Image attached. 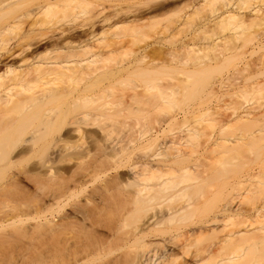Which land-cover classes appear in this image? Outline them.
Returning a JSON list of instances; mask_svg holds the SVG:
<instances>
[{
    "label": "bare ground",
    "instance_id": "obj_1",
    "mask_svg": "<svg viewBox=\"0 0 264 264\" xmlns=\"http://www.w3.org/2000/svg\"><path fill=\"white\" fill-rule=\"evenodd\" d=\"M11 1L10 0L0 1V11L2 12L0 15L2 17L0 18L3 19V15L6 16L4 17L3 20L0 19V173H1L0 178L5 177L7 172L3 173L5 175H3L2 172L7 171L6 169L9 170L11 169V167L12 169L14 167L16 170H18L19 167L21 168L18 170V172H13L10 176H9L10 173H7L8 176L6 175V177L8 179L6 180V178H4V180L6 181H4L3 183L0 182V223L3 222L2 226L1 225L0 226L2 227L1 228L2 230L4 227L3 226L4 221H6V219L9 218L7 217V215H9L10 213L13 215H16L15 213H17L18 215L20 213V210L22 211V209L25 207L26 204L28 203L31 204L33 201H35L36 198L34 196L39 194L38 193L39 190L41 191L40 192L41 194L42 192L44 193L46 190H48L46 192L50 194V200H51V204L48 203L51 207L48 209L52 211L51 212L52 216L50 217H53V218L44 219V220L40 219L41 221H36L33 225L31 226L28 225V227H24L25 225H21L20 223L22 221L21 222L19 221L20 223L12 222V225L13 223L17 225L19 223L21 227L20 225L19 226L11 225L12 226V227L10 226L11 229H8V230L3 229V231L1 232L3 233L2 234L3 236H0V264H5L6 262L7 263L11 262V264L12 263L13 264H166V262H168V264H172V262L171 263L169 262L170 260H174V259L177 260L179 258H184L183 256L185 255L187 257L189 256L190 261L189 259H187L188 261L186 260L187 258L186 256H185L186 257L185 260L182 259L184 261V262L182 261L183 263L181 262V260L180 261L177 260V261L181 262V264H198V262L199 263L202 262V264H204L206 260L212 257H215L217 254L221 255L223 252L225 253V256H223L224 254L221 255V257L222 256L223 257L220 258L221 260H219V264H264V213H263L264 212V202H262L263 203L262 205L260 204L261 200L264 199L263 198L264 196L260 197V195H258V197L257 195L255 196L253 195L254 201L260 199V201L258 200L259 202L258 201L257 202L259 203V206L261 205V207H259V210L262 213L261 214L259 212L258 213L260 215L263 214V216L259 215L260 219L263 218L259 226L255 227L256 226L255 223L257 221L255 220V222L252 221L255 224V226L251 225V227H255V228L243 227L244 229H242L241 228L242 226H241L239 227L240 230L236 231L233 228L235 231L227 232L228 234H226L225 238H224L225 235L220 236V238H223V239L221 240L220 238H218L221 240L218 246L220 247V249H223V248L226 249L224 246L227 247V250H224L223 252L221 251V254H220L218 253L219 251L217 250L219 247H217V245L214 244L215 236L213 235L212 237H209L212 231H213L212 232L213 234L215 233L214 232L215 228H213L212 231H210L211 228L210 230L209 229L207 230L206 228L208 227H205L206 225L210 226L212 223L209 224V222L214 218L213 217L212 219L208 218L209 221L208 219L202 218V220L204 219L205 221V222L203 221L205 223L204 224L205 226L202 225V227L200 228L198 227L200 230H196L195 228L192 227L194 229L193 232L195 230H196L195 232L201 231V228L204 230V227H205V230L207 231L206 235L203 234L206 231L204 230L205 231L204 232L202 230V234H200L199 236L205 235V238L209 237L211 239L210 240L211 243L213 242L214 247L216 245L217 249L214 248L215 249L214 254L211 253L212 249H210L211 248V245H209L210 241L208 242L206 241V244L204 242L202 243L204 245V246L202 245V247L201 245L197 243L198 248H196V244H195V250L194 252L192 251V249H194V246H192L194 245L193 241L196 238L197 233H193L196 235L195 236L193 234H189L190 233L189 230H188L189 233L188 231H186L187 232L186 233L184 229L187 226H190L191 224L193 225L194 223L193 222L194 214L192 213V211L194 212L195 210L193 208L195 207V204L194 203L191 204V207H190L191 211H190L189 209H187L189 208L188 206H190V203L188 202L189 203L188 204L186 202V205H184L185 204L184 200L187 201L189 199V198L188 199L186 198L187 194L186 195L184 194L185 196L184 195L181 196L180 194L184 193L183 192L185 191L184 188H186L185 192H187V188H189L191 190L188 189L189 196L187 195V197H191L193 195L196 196L197 194L196 192H198L199 194V191L204 190L206 186L205 183H203V186H202L203 188L199 187L201 189L200 190L197 189L198 183L200 182L201 184L203 182L201 178L204 177L205 180L207 179L209 183V179L211 180L212 178L211 177L212 173L209 171V169L208 170L206 169L208 171V173H204L206 174V176H202L204 175L202 174L200 177L197 178L195 182H198V183L197 185L194 184L196 185L194 189L198 191L195 190V193H194L193 192L194 190H192L194 185L193 184H190L191 186L188 185L186 181L187 179L186 178L182 179L183 177H186V175L183 176V175H180L181 173H179L182 171V168L184 169V174L187 171L186 169L188 170L191 169L187 167L189 165L183 166L184 162L185 164H190V163H187V161L192 162L191 160H189L191 159L188 157L190 156L189 153H186V152H189L190 150L183 151V152L186 151L185 153L187 155L183 152L182 153L176 152L172 154L171 157L169 156V158L163 155V157L164 156L165 157L162 159L159 158L161 159V161L157 163L156 161H154L155 159L158 160V158H155L157 157L155 156L157 155L156 153L155 155L152 154L155 156L154 157L155 159L153 160V162L150 159L147 160V156H148L147 155L144 159L145 161L146 160L151 161V163H148L146 161L147 163L143 164L145 162L144 161L142 162L143 166H141V163H139V166H141V168L139 167L137 170H133L132 167H130L128 163L129 170L131 168V171H128L130 173H129V176L124 180L125 182L124 181L121 182L120 181L121 179H119L116 174V178H118L117 180H112L110 184L108 183L109 181L105 182L106 184L104 183L105 184L103 185L104 187L103 186L98 187L100 189L101 188L106 189L105 191L108 192V189L110 188L117 189V186L121 185L123 182L126 184V186H123L122 184L121 185L122 189L123 187L126 188L128 185L130 188V185H131L130 191L127 190V193H130V194H127V197H126L127 202L124 204V205H127L129 203L131 204V206L130 204L127 205L128 206L127 209L129 208V206L132 207L133 209L131 208L128 211L125 210L126 206L123 205V202L125 201L124 197L126 196V192H125V195L123 196L125 189L124 191L122 190L123 193H121V190L119 191V190L110 189L111 191L114 190L115 192L119 191L120 193L119 192L118 193L120 194L119 195L120 198L122 199L123 197V200L119 201L122 205L120 203H119L120 204L119 206H118V203L117 204L115 203L113 205V202H115V200H113L112 198L116 197V199L118 200L120 198L119 196L117 197L118 195L117 193H116V196L114 193V196L112 195L113 196L112 197L111 194L113 193V191L112 193H108V195L110 194L108 197L113 200V202L110 204L114 206V208H112L114 211L113 210L110 211L111 208L109 206H108L109 208H104L105 207L104 204L106 202H102L104 203L102 204L104 207L99 206L97 204V206H99V209L102 208L101 210L103 212L106 211L107 214H104L103 212H101V210H99L98 207L96 208V205L93 206L96 203L94 202L96 200L91 199V196L94 198V196H96L98 191L99 193L102 192V195L99 194L100 199L103 198L102 197L104 196L103 190H100L97 188L98 190L97 191L95 188L96 190L95 193L92 192L93 190L92 191L90 190V192L95 194L94 196L92 194L88 196L90 193L86 195V197H90V201L94 200L92 202L93 205L91 204L92 205L91 208L88 206V204L90 205L91 202L90 201L88 202L87 200L88 198H84L85 195L84 197L82 196L83 197L82 199H85V201L87 202L86 203L87 208H88L87 209L85 206L86 204L84 203L85 201L82 200L81 202V198H79L80 200L77 198L79 197L78 195L82 194V192L84 193L83 190L85 188L81 189L82 192L80 194H78L77 189L75 190V185L78 184V187H79V184L81 186V183L83 184V182H85V181L82 182L81 180H79L82 177L80 176L79 179H77V177L73 175L76 178V179L74 178L75 180H79L78 182L81 181L80 183L77 182V184H75L76 183L75 180L71 179L73 178L72 175L71 176L68 175L69 178L67 176L64 177L63 174L65 173L63 170H62L63 174L61 175V171H59L60 170L59 166H58L59 170L58 169L55 170V168H58L56 165H58L59 163H62L69 156L71 157L73 155L72 154L67 157L65 156L71 153V152L70 153L66 152L65 154V150L70 151V148L73 147L71 145L70 147L67 146L69 145L67 144V142L69 143L71 142L68 140L69 138H66L67 139L66 140L64 138L65 137L64 135H63L64 136L63 138L61 137L62 135L61 130L62 129L64 130L63 128L64 126L67 127V125L65 124L67 123L68 125H71V123L73 124L72 128L74 131L73 134L75 133L74 134L75 139H77L76 142L79 143L80 141L81 145L80 144L79 145L80 146L84 145V142L82 141L81 138L85 140L87 136V134L84 135V133L86 132L85 127H84L86 124V123L84 124L85 116H87L86 107L91 106L89 104L92 101H96L97 97L105 98L106 95L104 96L103 94H108L110 91L113 92L111 87H112V84H114V82L118 83V82L123 81L124 83V81L127 80L125 82L126 84L129 85L131 83V85L133 86L129 85V87H131V91L130 90L129 91L131 93L133 90V92L132 94L129 93V95L132 97L131 98L129 96L130 99L133 100L134 98H136L134 99V101L139 100V102L141 104L143 103V105L144 103L149 104V100H150V103L153 102L152 100H154L156 97L157 100H155V102H153L152 105H155L154 103H156V105L157 103H159L160 105H157L158 107H156L155 105V108H159L160 106V109H158L160 110V112L165 107L167 109L168 103L171 104L174 102L173 100L176 99L175 95L178 93V91H176L174 88H170V91L169 90L166 91L158 87L157 83L155 82V80H157L158 78H161L160 74H163V75L165 74L164 75L165 77L166 75H168L167 73L172 74L176 70V68H172L168 66H167L168 68L170 69L172 68L171 70L173 72L171 70L170 72L168 68L166 69L162 68L164 67V65L162 63H159L161 62L159 59L157 60L155 58V60H157L156 63L160 64L162 67L152 62L154 61L152 60L154 59L153 56H151L152 53L155 55L156 51L157 52L160 51L163 54L167 51L165 48L164 50L166 51H163L162 46L164 45H160L162 44V42H159V45L155 46L156 49L155 47L154 49L150 47L151 46L150 44L147 45L148 43H146V45L145 44L141 45L142 47L140 46L139 47L140 49L138 48L136 52L137 55L135 54L136 56L134 58L126 62L119 61L113 66H111L109 69L105 71H101L102 63L105 60L106 61L109 59L111 60L112 57H114L115 55L123 51V49H125L126 44H128L127 42L133 41L130 38L134 36L137 37L138 32L139 34H140V31L142 33L146 32L143 30H145L147 27L151 28V26H154L152 24L154 19L157 18L158 21L157 19L155 21L156 23H158L159 20H161L159 19L161 16L162 17L165 16L166 20L168 18L169 21L167 22L171 24V25L169 24L167 25L168 29L171 26L172 27L171 29L175 30L176 32V33L174 32L175 34L177 33L180 34V32L185 33L187 29L189 28L192 29L191 30L192 32H190V34L187 35L181 41V48L184 50L185 54H187V56H190L191 59H192V56L194 55L193 63L187 66L190 68L185 67L186 69H184L183 74L185 75L186 80L188 81L190 79H191L190 81L196 80V82H199L201 84L196 90L198 91L199 88L202 89L204 87L203 86L204 83H201L202 81L206 83V81H208L207 79L213 73L215 72L218 73V70L220 71V68H222L224 64L227 65V62H232V61H227L228 60L227 57L222 56L223 60L217 59L218 60L217 62L220 61L219 62L220 64L217 63L218 65L217 64L215 65L214 64L215 62L213 60L216 59V56H217L216 54L214 57L212 55V57L210 58V60L213 61L214 63L207 62L205 64V62H203L205 64L203 65L201 64L202 61H199L201 58L196 56V55H199L198 51L206 50V51H210L211 53H213L216 50L218 51L219 48L227 47V36L223 38L222 42L211 39L214 28L218 27V28H221L223 31H225L227 30V26L231 24H234V26H238L240 23L243 22L242 19H243L244 14L242 11H240L242 8L247 7L251 11L252 14H255L256 18L260 16H264V10H263L264 8L251 7L250 5L251 0H234V1L233 0H141L139 3H137V1L134 0V2L132 3H137L134 5L131 4L130 2L133 0H130V1L128 0L129 3L127 2V4L129 6H127V4L125 5L127 7H124L123 4H122L123 6H121L120 3L119 4L115 3V5L111 4L110 5L111 10L107 8V11L108 12L110 11L107 14V11H105L106 7L101 3L100 0H40L37 2L31 1L32 3L27 0L30 4L28 2L26 3L25 2L26 0L24 1L23 0H11ZM237 7H238V10H237ZM17 9H19V12ZM15 11H17L18 13ZM13 12L16 14H14ZM80 12H83V15H86V13H88L85 20L84 21L82 20L83 22L77 19L79 17L77 15ZM10 13H12L11 16H10ZM199 15H202V17H199ZM49 16L60 17L59 19L60 21L58 25H52L53 27L48 28L49 30H47L46 29L47 25H44L46 28L42 27L43 26L42 21L44 20V23H47V21H45V18H48ZM69 17L70 18L73 17V19L76 17L78 22L76 19H75L76 21L75 20L73 21L72 18L64 21L65 18H69ZM197 17L198 19H196ZM213 17H215V19ZM49 18L51 19V17ZM62 20L63 22L60 23ZM194 20H196V22L198 20L199 21L201 20V21L200 22L198 21L199 23L193 26L195 24ZM192 21H193V24H192ZM56 23L58 22H54V24ZM39 24H41L42 26H39ZM150 24L152 25L150 26ZM42 28L43 29L45 28L46 30L43 31L41 30ZM124 30L128 31L127 32L128 34L126 32H123L124 34L126 33L127 36H125L121 32ZM120 32L122 33V35H119ZM239 36L243 39V44L249 43L251 45L252 44L255 45L256 43H258V44H261L262 47H264V42L260 41L261 35L259 34L253 35L252 33L251 34L250 33H247V34L240 33ZM125 37H127V39ZM138 37L136 38V41ZM159 39L161 40V38ZM196 39L200 42L202 40L203 41L208 40V42L206 44H203V47L198 48L197 49L198 51H196L194 50ZM156 40L158 41V38ZM168 52L169 51H167V53ZM171 52L174 53L177 51L171 50L170 53H168L169 55L171 54L170 57L173 56V53ZM210 52L209 54H211ZM159 53L156 55H162L161 53L160 54ZM173 57L171 59H173ZM195 58L196 59L199 58V59L196 61ZM187 60L188 58H186L183 61L182 60L180 61L182 62V64L185 65V64H188ZM154 64H156L160 68ZM100 79L102 80L99 81ZM105 79L109 80L110 83L108 82V84H110L111 86H109L108 84H105V85L103 84V86L97 87L98 83H100L101 85L102 81H104ZM136 79H140V81L138 80L139 83L140 82L142 83V81H144V83H146L144 85L146 89L143 88V84H142L143 90H141V87H140L141 85L137 84L138 81L136 82ZM223 79L224 78H222V80L219 81L220 86L224 85ZM95 87H97L96 88L97 90L103 87L102 88L103 93L98 92L100 90L98 91L95 90ZM107 87H109L110 89ZM151 88H155L158 91L157 92L155 90L156 96L154 95L155 97L153 98H152L153 95L147 94L149 92V91L147 92V90H150ZM187 88H184V90L185 89L187 90ZM186 90L184 91L185 93L187 92ZM189 91H194V90L188 89V92ZM111 93H109L108 95H110ZM193 93H195V91ZM193 93L191 94L195 96V94ZM182 94L184 93L182 92ZM158 95L162 98H166L164 100L167 106H163V104H161L162 100L158 101L160 98L158 97ZM147 96L149 97V99H146ZM144 97L146 100L142 99ZM150 98H152V100ZM177 100L178 98L176 99V101ZM57 103L65 107L64 108L57 107L56 106ZM102 103H103L102 105L104 106H100V107H102V110H104L105 108L103 109V107H105L107 103L106 102H102ZM140 103H137V104L140 105ZM119 104H122V103L120 102ZM129 106L132 107L131 105ZM170 106H173V105H170ZM97 107L100 109L98 105ZM124 107H123V110L124 109H126L127 111L130 110L129 108L127 109ZM57 108L61 109V112H59L60 109L58 110L59 115L57 114L58 113ZM134 109L132 108L131 110H134ZM139 109L140 108L138 107L136 110H139ZM73 112L75 113V115L73 114ZM69 113L73 114V116H71L73 119L72 121L70 119L69 120L70 122L68 121L66 123V121L68 120V119L66 120V118L68 117L67 115ZM71 114H69L68 118H71L70 117ZM250 114L252 115L253 113H250ZM168 115H166V117ZM170 115L167 120L165 118V123L163 120L161 124L164 123L165 126L168 128V130H173L178 125V124L176 125L174 124L177 118L175 119L173 117L175 114L172 116ZM248 115L249 113H247L246 116H240L238 120L242 122H248L247 124L249 123L251 124L254 121L255 123L256 121L259 122V120L264 119V109L261 112H259L258 115L256 113V116H254L255 114L252 116L251 115L248 116ZM177 121H179L180 123V120H177ZM181 122L183 123L182 120ZM161 124L160 126L162 127ZM183 124L180 123V125L182 126ZM247 124H244V125H247ZM180 125H178L179 128H180ZM165 126L163 127L165 128ZM83 127H84V131H83ZM247 127L248 128H245V133L247 132L249 135L250 133L253 134V131L249 130L251 129V126H247ZM203 128L202 130L201 128H199V130L203 131ZM168 130H165L164 132ZM149 131H152V128ZM154 132H151V134ZM156 133L159 134V132H156ZM200 133L204 134L205 129H204V133L203 132H200ZM145 134H147L146 131H144V135ZM144 135H140L141 138L136 136L138 142L139 141L141 142H139L138 146H136L138 148L134 147L135 150L139 149V147H142L140 149L143 152L144 150L143 147L147 149V148L153 147V145L155 144L154 147L155 148L158 147L159 149V147L162 146L161 144H159V146L158 145L156 146L155 142L157 141V137H159L158 135L156 134H153V135L147 134L149 136H146V135L144 136ZM70 136H71V133H70ZM247 136L248 135H246V137ZM252 136L253 135H250L247 137L251 141L248 140L250 143H248V141L246 143H247V147H248V144L249 145L251 143L253 144V145L251 144L252 147L251 146L248 147V148H252V150L250 149L248 150L247 148V151L249 152L251 151L250 153H252L254 157V154L256 153H257L256 156L260 154V152L264 153L262 149L264 148V146L262 145L261 146L262 148H261L259 146L261 145V143L258 142L259 140L254 141L255 139ZM91 137L93 138V136ZM78 139L80 140L78 141ZM159 139L160 138H158V140ZM94 142L96 143L95 140ZM159 142L160 140L157 143ZM253 142H258L259 145H257V143L255 144L257 148L259 147L262 150H260L259 148L257 149ZM217 144L223 147L227 146L225 142L219 141L217 142ZM106 146L104 144H101L98 147L99 149L102 148L101 149L102 151L103 150H106V151L101 152V150L97 149L100 152H97L95 155H91L92 153L90 152V155H89V156L95 157L97 154L99 155V153H101L99 156L103 155L101 157H104L103 159L104 161L103 160L100 161L94 157H92L93 159L91 157H88L89 159L91 158L93 161L94 159H97L94 162H92L90 159L89 165H88V162H87L89 160L88 158L82 157L81 156L82 153L81 155L79 154V157H78V154H76L77 159L75 160V157H74V160H75V163L77 164H74V165L77 166L78 172L76 170V172L74 171L73 173L74 174L76 173L77 175H79L78 174L79 171L81 172L80 169H82L83 172H86L87 168L89 167L90 169L88 168L87 174H90V175L91 173L95 174L94 171H98L100 169L101 171L104 170L103 167L104 165H106L105 163H107L106 165L107 167H104L105 169L107 168L106 171L109 170L108 166L110 167V171L112 169L118 170V169H123L124 167H127L125 163H127L126 161L128 159L130 160L129 156L131 157L130 153L132 151L134 153L135 151L134 148L133 147L131 148L132 149L131 152L130 150H127L124 148L126 151L130 152V153L126 152L125 154L123 151V147H122L121 152H122V155L123 153L124 155L121 156L120 154L119 157L121 158H117L118 159L117 160L116 157L119 155V152H117V149L120 150L121 148L119 149V147L121 146H117L118 147V148L116 147L117 149L113 147L114 150L112 149L111 145H110L111 148L109 145H106ZM103 147H106V148L104 149ZM111 150L114 152H111ZM254 150L256 151V153H254L255 152ZM78 151H81V150H78ZM89 151L91 150L89 149ZM162 152L163 151H161V153ZM83 153H87V152H83ZM133 153L132 155H134ZM161 153H159V155H161ZM87 154H89V152ZM141 154L140 156L144 157L145 152ZM190 154H192V152ZM262 154L259 155L260 158L258 157L253 158L251 155L250 157H252L255 161H252L253 159L250 157L249 158L251 160L248 159V161L249 162L252 161L250 162L251 164L255 162H257L258 164V161L262 159L261 158ZM114 155L115 156L117 155V156L115 157ZM99 156H96V157L99 158ZM140 156L138 155V157ZM142 157L140 159L144 160ZM152 157H149V158L152 159ZM69 158L67 161L71 162L72 160L71 158H73V156L70 159ZM113 158L116 159L114 160L115 162L111 161L113 160ZM166 158L167 160H169V163L167 162ZM33 159H35V161H33V163L31 164L32 166L27 167L26 165L28 164L26 163L30 162V160L32 161ZM107 159H109L111 163L113 162L112 165L109 162V160L108 162H105L107 161ZM67 161H64V163ZM166 162H167V166H166ZM262 162H264V157H263ZM23 163H25L26 165ZM170 163L173 165L175 164L174 166L176 167L179 164H181L179 165L180 167L182 166L181 170L180 171L178 170V172H175L177 171V169H179V166L177 169H175V167L172 165L175 171H173L174 169L171 168L169 174H164L167 170V167L168 168L170 167L171 165ZM250 163L246 161L244 165L245 164L250 165ZM21 165L22 166L25 165L26 168L22 169ZM134 165L132 164V166ZM247 165H245L244 167L246 168ZM98 166H101V167L103 166V167L102 168L99 167L98 170L95 169ZM251 166H252L251 168H253L254 170L255 166L253 165ZM260 166H262V168L264 169L263 164ZM92 167H94L95 170ZM249 167L250 166H248L247 169H249ZM257 167L259 166L257 165ZM259 168L263 170L261 167ZM92 169L93 171L91 172ZM258 169L257 171L264 175V172L263 171L260 172L261 170H258ZM11 170H9V172ZM251 170L252 169L247 171V173L250 172ZM21 171L24 172L23 175L25 174V176L29 174L31 178L30 177H27V178L28 179L30 178L33 181L32 182L33 185H35V186H31V187H34V189L32 188L34 190L32 192H35V194L32 195L35 200L33 198H32L33 200L29 198L32 200V202H29L30 201L29 199H28L29 201H27V198H28L27 195L26 197H24V195L27 194L26 192L24 195L22 193V190H24V188H22L23 184H21L22 183L21 180L23 181L22 179L23 175L21 176ZM89 171L90 173H88ZM172 171L173 173L171 174ZM188 172L190 173V171ZM204 172L206 171L204 170ZM174 173H176L177 175L178 174L180 175V180L175 175L173 176ZM148 174H151L152 177L154 176L155 180H153L152 182H149V180H151L152 177H150ZM255 174H257L256 171L254 173V176L256 177ZM165 175H170V176H166L168 178H165ZM189 175L190 174H188V177L190 178ZM247 175H248L247 178L250 176L249 177L250 179H254V178H251L253 175L252 172H250V175L249 173ZM85 176L87 177L88 175H85ZM119 177L121 178V176ZM181 179L182 181L183 180L186 181L184 182L187 185L184 182H182V184H185L184 186L186 187H184L181 184L180 182ZM71 181L72 183L74 182L73 185H71L70 183ZM189 181H191V183L193 182L192 180H189ZM262 182L261 184H264ZM178 183H180L181 186ZM208 183L206 182L207 186H208ZM176 186H178V188ZM82 187L84 186H81L78 189ZM180 187H183V188H180ZM174 188H176L177 190L175 191ZM118 189H121V187ZM49 190L51 193L49 192ZM81 190H79V192ZM167 190L168 191L170 190V192L173 190L174 192H171L172 195H170V192L166 194ZM189 191H191V193H189ZM107 192H105V195H107L106 194ZM166 195H169V197L171 196V198H169ZM172 196L175 198H173ZM176 197H179L177 198L178 200H176ZM180 197H185V198H183L184 199L183 200ZM171 199L174 200V202L175 201H178V202L174 203ZM24 200L27 201V203ZM112 200L110 201L107 200V201L111 202ZM118 200L116 201L118 202ZM161 201H165V202L162 203ZM80 202L82 204L84 203L85 205H81ZM98 202H101V200L97 201V203ZM34 203L35 202H33V206L35 205ZM164 203L166 206H169L171 204L173 207L172 206L170 207L173 209H170V208L169 209L172 211H168L167 209L168 212L164 211L165 213H163L162 210L163 209L165 210L167 207H163L162 210L158 209V207H160V205ZM177 203H180L181 205H184V206H181L179 204V207L177 208L178 206L176 205ZM174 204L176 207L174 206ZM257 204L255 205V208L258 206ZM31 206L32 204L29 206L26 205V207H29V209H31L30 208ZM115 207H119V209H116ZM255 208L253 207V209ZM104 209L106 210L104 211ZM130 210L131 211L133 210L136 213L134 214V212L132 211L133 214L136 215V217L134 216L135 221L132 220L133 217H130L132 218L131 221H133L134 224H132L133 226L131 224H126L127 225L126 226L125 225L126 221L127 223L131 222V221H128V219H130L129 216H128V219L126 220V217ZM158 211L160 214L158 213ZM183 211L186 213L185 214L186 216L184 215ZM161 212L163 213L162 216H161ZM187 212L189 213L188 217H191V215L193 214L191 218L192 221L182 223V220L185 222V220L187 221L190 219L187 217V214H188ZM256 213H257V208L255 210V214ZM183 217H186V218L183 219ZM248 217L249 216H246L244 218V216H242L245 223ZM175 218H176V221L174 223V226L176 224L177 225L179 224V225L175 227L172 226L174 227L172 230H175V231L177 230V233H181V232L183 233L184 231V233L186 234L184 235L183 233L182 235L181 233V237L180 235H177V236L174 235V234H177L175 231H174V234H172L171 232L172 227L168 223V221L171 222V220ZM242 218H240L241 221L240 220L238 221L239 223L237 222L236 224L237 226L241 222L244 223ZM124 220H126L125 223H124ZM216 220L217 219H215V221ZM248 220H251V219L249 218ZM8 221H6V224L8 225L5 224L7 228L9 226ZM165 222L166 224L168 223V227L170 226L171 231H169L168 227H165L167 226L164 224ZM180 223H181V227L183 226L185 227L186 225V227L185 228L183 227L184 229H182L181 231L178 230L180 229L179 227ZM188 223L189 224L191 223V224L189 225ZM199 223L197 222V224ZM195 224L196 222L194 223V225ZM201 224L203 223H200L199 225ZM161 225L163 227H161ZM248 225H245V226H248ZM123 226L127 227V229L129 227L130 229L126 230ZM190 227L189 228L187 227V228L191 230ZM198 233H201V232H198ZM166 234H168V236H166ZM173 235H174V238L180 237V239L179 240L176 238L172 239ZM192 235L195 238H193ZM181 238H183L184 241H182ZM196 239L195 241L197 242L198 239L197 240ZM172 242H173V245H176V246H177V243L180 244V245L178 244V246H181L182 244L183 245L178 248V246L177 247L172 246L170 244ZM174 242H177V243L175 244ZM218 242L219 241L217 240L216 243ZM205 245H207L206 249L204 248ZM209 246L210 248L208 249ZM229 247L232 248L230 253L227 252L229 251L228 250ZM190 249L193 252L192 254L190 252L189 253L187 252ZM179 250H184L183 252H185V255H182L183 252ZM179 252L180 253L182 252L180 254L181 256L179 255ZM206 252H208L207 254L211 256L210 258L208 257V259L204 258V256L205 257L208 256ZM203 253H205L207 256L206 255L202 256ZM13 254H14V257H13ZM187 254H190L191 256ZM19 255L21 257V260L19 259L18 260L19 262L20 261L21 262L18 263L17 260H15L17 261V263L12 262V259H14L16 256L17 258H20ZM201 256L205 259V261L203 260L204 262L202 261L203 258ZM174 261L173 263L177 264V262H174Z\"/></svg>",
    "mask_w": 264,
    "mask_h": 264
},
{
    "label": "rangeland",
    "instance_id": "obj_2",
    "mask_svg": "<svg viewBox=\"0 0 264 264\" xmlns=\"http://www.w3.org/2000/svg\"><path fill=\"white\" fill-rule=\"evenodd\" d=\"M28 1L29 2H31V1L37 2V1H40V0H28ZM28 1L26 0L25 2L27 3ZM100 1L106 7V10L105 11H107V8L110 9L111 8L110 5L111 4L115 5V3L116 4L117 3L118 4L120 3L121 6L124 5V7H127V6H129L127 4V2L129 3L130 0L129 1L128 0H125V1L124 0H118V1H116V0H100ZM136 1H137V3H139L141 0H139V1L136 0ZM130 2L133 5L134 4H137V3H132V2H134V0L133 1H130ZM11 3H12V1H11ZM126 4H127V6H125ZM250 5H251V7H254V8H264V0H251ZM14 9H16V8H14ZM19 9H17L18 12H19ZM237 10H238V7H237ZM235 11H236V9H235ZM240 11H242L243 14H244L243 15V19H242L243 22L239 24L240 26L239 25L238 26H234V24H231V25L227 26V30H225V31H223L221 28H218V27H215L214 30H213L211 39H213L215 41L222 42L223 41V38L227 36V47L219 48L220 50L219 49H218V51L216 50L215 51L216 53L212 51L215 54L211 53L210 51H206V50H204V51H198L197 49L203 47V44H206L208 42V40H204V41L202 40L201 42L198 41L197 39L195 40V46H194L195 49L194 50H196V51L199 52V55H196V56H198L199 58H201L199 60V61H202L201 64L205 65L207 62H212V63L215 62L214 63L215 65L217 63L220 64L219 63L220 61L217 62L218 61L217 59L223 60V57H227V59H228L227 61H232V62H227V65H225L224 64L225 62H224L223 63L224 66H222V68H220V71L218 70V73L217 72L213 73L207 79L208 81H206V83L204 81H202V82L200 81L201 83H204L205 85L203 84L204 87L201 86V87H203L202 89L201 88L198 89L199 92L196 91V90H197V88L201 84L199 82H196V80H193V81H190L191 79L189 81L186 80L185 79V75L183 74L184 69H186L185 67H187V66H189V64H192L193 63V59H194L193 56L194 55L193 54H192L193 56L191 55L192 56V59H191L190 56H187V54H185L184 50L181 48V41L187 35H189L190 32H192L191 31L192 29L191 28L187 29V31L185 33H181L180 32V34H178V33L175 34L176 33L175 30L174 29H171L172 28L171 26L168 29V26L167 25L169 23L167 21H169V19L167 18V20H166L165 19L166 18L165 16H163V17L161 16L162 18L161 17L160 18L158 17L159 19H161V20H159L158 23H156V21H155L157 18L154 19L153 20V23H152L154 26H151L152 24H150L151 28L150 27H147L146 29L149 28L148 30H146V29L143 30V31H146V32H143L142 33L140 31V34L138 32L137 37L139 35H141V36L138 37L137 41H136V38L137 37H135V36H134L135 38L134 37H131L130 39L133 40V41L132 42L129 41L130 43L127 42L128 44H126L125 49H123V51H121L120 53H118L117 55H115L114 57H112L111 60L110 59L107 60V61L105 60L102 63L101 71H105V70L109 69L111 66H113L114 64H116L119 61L120 62H126V61L134 58L137 55L136 52H137L138 48L141 45H144V44L146 45V43H148L147 45L150 44L151 45L150 47H152L154 49L155 46H158L159 45V42H162V44H160V45H164V46H162L163 51H166L167 50V51H169L168 53H170L171 50L172 51H177V52H174L175 54L173 52H171V53H173V56L175 55L174 57L172 56L173 59H171L172 58V57H170L171 54L169 55L167 53V51L165 53H163V54H162V52L159 51L162 55H156V54L159 53V52L156 51V54L155 55L153 53L151 55L154 58L152 60L155 61V62L154 61H152V62L153 63H156L157 60L159 59L161 61L159 63H162L164 65V67H162L160 64L156 63L157 65H160L164 69H166L168 67H172V68H176V70L172 74L167 73L168 75H166L165 77H164L165 74L164 75L163 74H160L161 76L158 75L161 78H158L159 80L157 79V80H155V82L157 83L158 87H160V88H162V89H164L166 91H168V90L170 91V88H174L176 91H178V93L175 95L176 96V99L178 98V100L177 101H176V99L173 100L174 102L175 101L176 102L175 103L173 102L171 104L168 103V106H167V104H166V102L164 100L166 98H162V97H160L158 95V97H160L158 101H161L162 100L161 101V104H163V106H167L169 108V109L168 108L166 109V107H165V108L162 109L163 111L161 110V112H160V110H158V109H160V106H159V108H155L156 103H154L155 105H152L153 102H155V100H157V98L155 97L156 96L155 95V93H156L155 92V90H156L155 88H151L150 90H147V92L148 91L150 92V93L149 92L147 93L148 95L149 94L150 95H153L152 98L155 97L154 100H152V98H150L153 102L150 103V100H149V104L148 103H144V105H143V103L141 104L139 102V100H135L136 101L135 102L134 99H136V98H134L133 100L130 99L131 96L129 95V93L131 91V87H129V85H131V83L129 85L126 84L125 82L127 80H125L124 83H123V81H121L122 83L121 82H118V83L117 82H114V84L115 83L116 84L115 85L112 84L111 89L113 90V92L110 91L109 93L112 92L110 95H108L109 93L108 94H103L104 96L106 95L105 98L104 97H99V98L97 97V99H99V100L96 99L97 102L96 101H92L90 104L88 103L91 106L87 105L89 107H86V112L87 113L86 112L85 113H86L87 116H85V122H84V124L86 123L85 126H84L86 132L84 133V135L87 134V136H86L85 140H83V138H81L82 141L84 142V145H82V146H80L81 145L80 144V141H79L80 139H78L79 143L76 142L77 139H75V136H74L75 133L73 134L74 131H73V128H72L73 127L72 126L73 124L71 123V125H68V123H67L70 119L72 121L73 118L71 116H73V114L75 115V113L74 112H73V114L69 113V114H71L70 115L71 118H68L69 117V114L67 115L68 117L66 118V120L67 119L68 120L66 121L67 124H65V125H67V127L64 126L63 127L64 130L63 129L61 130V132H62L61 137L63 138L65 136L64 137L65 139L66 138H69L68 140L71 141L70 143L67 142V144H69L67 146L70 147V145H71L73 147L70 148V151H68V150L66 151L65 150V154H66V152H68V153L71 152V153L70 154H67V155L64 154V155L67 157V156L73 154L72 155L73 158H71L72 156L71 157L69 156L72 159L71 162L70 161L69 162L67 161L68 158H69L68 157L66 160H64V161H67V162L64 163V161H63L62 163H59L58 165H56L57 167L58 166L60 167V170H59V167L58 168H55V170L58 169L59 171H61V175L63 174L62 172L64 171V173L66 174V175L63 174L64 177L65 176L68 177V175L69 176L75 175L77 177V179H79L80 176L82 177L79 180H81L82 182L83 181H85V182H83V184L81 183V186H84V187H82L80 189H78L79 187H81L80 184H79V187H78V184H77V182L79 180H75L76 179L75 176H73V178L70 177L71 179L75 180V182H76L75 184H77V185H75V184L74 185H75V190L76 189L78 190V194H80L82 192L81 189H84L85 188L83 190L84 193L82 192V194H80L81 197H80V195H78L79 197H77L78 199L81 198V202H82V200L85 201V199H82L84 197V195H85L84 198H88L87 200L89 202L90 201V197H86V195H88L90 193L88 196H90L91 194L94 196L95 195L94 193L96 192L97 188L99 186L102 187L103 185H105L106 184L105 182H108L109 181L108 183L110 184L112 180H117L118 178L121 179L120 180L121 182L124 181L129 176V173L130 172H128V171H131V168L129 170V166L132 167L133 170H137L139 167L141 168V166H143V164H145L147 162L148 163H151V161H147L149 159L152 160V162H153V160L155 158H158V160L157 159L154 160L157 163V162L161 161V159L164 158L165 156L167 158H169V156L171 157V155L174 154V153H176V152L182 153L184 150H188V151L190 150L192 152V154H190L191 153L190 151L189 152H186L185 151V152L186 153H189L190 156H188V157L191 158V159H189V158H187V159L191 160L192 162H188L187 161V163H190V164H185V162H184L183 166L184 165H186V166L189 165L187 167L188 168H191V169H189V170L186 169L187 171L184 174V169L182 168V171L179 172V173H181L180 175H183V176L186 175V177L181 176V177H183L182 179H185L186 178L187 179L186 181H187L188 185H190V184H193V185L196 184L197 185L198 182H195V181L197 180L198 177H200L204 173H208V171H207L208 169L212 173L211 174L212 175L211 176L212 178H211V180L209 179V183H208V180L206 179L207 180L206 181L204 177L201 178V180H203V182L199 179L202 183L201 184H200V182L198 183V186H197L198 188L196 187L198 190L201 189L199 187H202L203 186V183H205V185L207 186V184H206V182H207L208 183V186L206 188V186L204 185L205 186V189L199 191V194H198V192H196L198 195L196 194V196L193 195L191 197H187V195H188V189L189 188H187V192H185L186 191V188H184L185 189V191H183L184 193L183 194H180L181 196H183L184 194L185 195L187 194L186 195V198L187 199L189 198L188 199L189 201L188 200L186 201V200L183 199L185 197H180L181 199L184 200V203H185L184 205H186V202L187 203L188 202L190 203V206H188L189 208H187V209H189L191 211V209H190L191 204H193V203L195 204V207H193L195 210H194V212L192 211V213L194 214L193 222L194 223L196 222V224L194 225V223H193V225H194L193 226L191 224L192 223L191 222L190 223L191 225L188 223L191 227L190 226H187L188 228L190 227L192 231L190 229H188L186 227V225H185L186 228L183 226L185 229H187V230H185L183 227H181V223H180V226H179L180 229H178L180 231L182 229H184L185 232L189 230L190 231V233L188 231L189 234L197 233L196 234L197 236L195 234H193V235L196 236L197 239L200 237L197 240L192 235V237L197 240V242L195 241V239H194L195 242L193 241V244L194 245H192V246H194V249H192V251L194 252V250H195V244H196V248H198L197 247L198 244L201 245V247H202V245H203L202 243L204 242L206 244V241L208 242V241L211 240L209 237H212L213 235L215 236L214 237V239H215V243L214 244H216L217 247H219L218 244L223 239V238H220V236H222V235L224 236L225 235L224 236V238H225L226 237V234H228L227 232H229V231L231 232V231H235V230L236 231L237 230H240L239 227H241V226H242L241 228L244 229L243 227H245V228L246 227L247 228H255V227H257V226L260 225V222H261V220L263 218L260 219V217H259V215L262 213L259 210V207H261V205L263 204L262 202H264L263 201L264 199L261 200V202H260L261 205L259 206V203L258 202L260 201V199H258L257 197H258V195H260V197L261 196H264V184H261L262 181H263L262 183H264V180H263L264 179V175L262 173H259L257 171V169L259 167L262 168V166H260V165H262V164L264 165V162H262L263 161V157H264L263 156L264 153L262 152L263 153L262 154L260 152V154H258L256 156L257 153L254 150L255 151L254 153H256V154H254V157L260 158L259 155L262 154V156H261V158H262L261 160L262 161L259 160L258 161V164H257V162L251 164L250 162L255 161V160L253 159L254 157H253L252 153H250L251 151L250 152L247 151V148L250 147V146L252 147L253 144L252 143H251L252 145L251 144L250 145L248 144V147H247V143L246 142L249 140V138H247V137L250 136V135H253L252 137L255 139L254 141L259 140L258 142L261 143V145H259L258 142H253V143L254 144L257 143V145H259L260 147L262 145L264 146V119L259 120V122L256 121V123L254 121L251 124L250 123L247 124L248 122L239 121L238 119H239L240 116H246L247 113H249L248 116L251 115L250 113H253L252 115L255 114L254 116H256V113L258 115V113L261 112L264 109V47H262L261 44H258V43H256L255 45H253V44L251 45L249 43L243 44V39L239 35H240V33H246V34L247 33H250V34L252 33L253 35H258L259 34V35H261L260 41L261 42H264V16H260V17L256 18L255 17V14H252L251 11L247 7L242 8ZM15 12H17V11H15ZM109 12L107 11V14ZM1 13L2 12L0 11V15H1ZM104 13H106V12H104ZM14 14H16V13H14ZM81 14L83 15V12H80L77 15V16H79L77 19L78 20H81V21L82 20L84 21L88 13H86V15H83V16ZM203 14H204V12H203ZM11 15H12V13H10V16ZM80 15H81V17H80ZM202 15H199V17H202ZM0 17H2V16H0ZM4 17H6V16L3 15V19H4ZM49 17H51V19ZM49 17L48 18H45V21H47V23H44V20H43L42 21L43 22V26L41 24H39V26L45 27L44 25H47L46 26L47 28L46 27L45 28L47 30H49L48 28H52L53 27L52 25H58L59 24L60 17H57V16H55V17L49 16ZM71 18L73 19V17H71ZM71 18L70 17L69 18H65L64 21L65 20H69ZM213 18L215 19V17H213ZM3 19H1V20H3ZM75 19H76V17L73 19V21ZM196 19H198V17ZM201 19H203V18H201ZM78 20H77V22H78ZM157 21H158V19H157ZM194 21H195L194 22L195 24L193 26L197 25L201 20L200 21L198 20L199 22L198 21L196 22V20H194ZM54 22H58V23L54 24ZM62 22H63V20L60 23H62ZM192 24H193V21H192ZM50 25H51V27H50ZM169 25H171V24H169ZM45 28L44 29L42 28L41 30L44 31V30H46ZM121 32L122 33L123 32H126L127 33L128 31L124 30V31H121ZM121 32L119 33V35H122ZM126 33L125 34L123 33V34L125 36H127ZM125 38L127 39V37H125ZM157 38H158V41L156 40ZM159 38H161V40ZM163 42H164V44H163ZM164 48L166 50H164ZM155 49H156V47H155ZM180 49H181V51H180ZM209 52L211 54H209ZM216 54H217V56H216V59L213 60L214 62L211 61L210 58L212 57V55L214 57ZM218 54H219V56H218ZM220 57H221V59H220ZM155 58L157 60H155ZM186 58H188V60H187L188 64H185L184 65V64H182V62L180 60L183 61ZM198 59H196V61ZM203 62H205V64ZM156 64H154V65H156ZM157 67H159V66H157ZM187 68H190V67H187ZM171 69L168 68L169 71ZM162 75H163V77H162ZM222 78H224L223 79L224 80V85L223 86H220L219 81L222 80ZM101 80L102 79H100L99 81H101ZM138 80L140 81V79H136V82ZM139 81L137 82V84H140L141 85L140 86L141 87V90H143L142 89V84H143V88L146 89V87L144 86L146 83H144V81H142V80H141L142 83L141 82L139 83ZM108 82H109V80L105 79L104 81H102L101 85H100V83H98V85H100V86L97 85V87H101V86H103V84L104 85L105 84H108ZM108 85L111 86L110 84H108ZM131 86H133V85H131ZM195 86H196V88H195ZM97 87H95V90H97L96 89ZM183 87L184 88H187L188 87L187 90L185 89L187 91L186 93L184 92L185 90H184ZM102 88L101 89H98L100 91H98V90L97 91L98 92H102L103 91ZM107 88H109V87H107ZM188 89H190V90L193 89L195 91V93H193L194 91H189L188 92ZM132 92H133V90H132ZM132 92L130 94H132ZM182 92L184 94H182ZM102 93H101V95H102ZM191 93L195 94V96L192 95ZM186 95H187L188 98L186 97ZM147 97H146V99H149V97L148 98ZM139 99H141V98H139ZM142 99H145V97L142 98ZM102 102H106L107 103V105L105 107H103V109L105 108L104 110H102V107H100V106H104V105H102L103 104ZM120 102L122 104H119ZM137 103H140V105H142V106H140ZM164 103H165V105H164ZM128 104L131 105L132 107H130ZM58 105H60V106H58ZM97 105L100 107L101 110L97 107ZM124 105H125V107H124ZM157 105H160V104L157 103ZM157 105H156V107H158ZM170 105H173V106H170ZM56 106L57 107H60V108H64L65 107V106H62L59 103H57ZM123 107L124 108H127V109L129 108L130 110H128V111L126 109L123 110ZM134 107H135V109H134ZM136 107L137 108L139 107L140 109L139 110H136L137 109ZM132 108L134 110H131ZM59 109L57 108V112H58ZM84 111H85V109H84ZM168 111L171 112V113H169ZM59 112H61V109L59 110ZM59 112L57 113L58 115H59ZM167 112H168L169 115L171 114L170 116H172V115L175 114L173 117L175 119L177 118L176 119V122H178V123L175 122L174 123L175 125L176 124L180 125V123L181 124L184 123L183 126L180 125V128H179L178 125H177V127L174 126L176 128H174L173 130H168V128L164 124L165 123V118H166V120L169 118V115L167 114ZM172 113H174V114H172ZM166 115H168V116L166 117ZM163 120H164V123L161 124L163 122ZM177 120H180V123ZM181 120L183 121V123L181 122ZM158 124H159V126H158ZM160 124L162 125V127L160 126ZM244 124H247V125H244ZM163 126H165V128ZM247 126H251V129H249V130H252L253 131V134H251L250 132H249L250 135L247 132L245 133V128H248ZM84 127H83V131H84ZM151 128H152V131H149V130H151ZM199 128H201V130L203 128V131L199 130ZM204 129H205V133H204ZM165 130H168V131L164 132ZM188 130H190V131H188ZM144 131H146L147 134H149V135H153V134L158 135L159 137H157V141L155 142L156 143V146L157 145L159 146V144H161L162 146L159 147V149H158V147L157 148L154 147L155 144L153 145V147H150V148H147V149H145L143 147V149H144L143 152H145L146 155L144 154V157H142L143 155L141 153H143V152L140 149L142 147H139L140 151H139V149L135 150V148H138L136 146H138L139 142H141V141L138 142L136 136H138V137L141 138L140 135H144ZM151 132H154V133L151 134ZM156 132H159V134H161V135L157 134ZM161 132H163V133H161ZM200 132H203L204 134H201ZM70 133H71V136H70ZM147 134H145V135L146 136H149ZM246 135H248V136L246 137ZM68 136H70V137H68ZM91 136H93L94 139ZM133 136H135V137H133ZM158 138H160L159 139L160 140L159 143H157L159 141ZM74 140H75V142H74ZM94 140L96 141V143L94 142ZM219 141L220 142H225V144L227 146L226 147L219 146L217 144V142H219ZM249 141H251V140H249ZM249 141H248V143H250ZM83 142H82V144H83ZM97 144L99 146L101 144H104L105 146L106 145H109V146L111 145L113 150L117 146H121V147H119V149L121 148L120 150L117 149L118 147L116 148L117 149V152H119V155L118 154H117L118 156L116 155L117 157L114 155L116 157V159L117 158H121V157H119L120 154H121V156H123L124 153L126 154V152L130 153L132 151V149H131L132 147L133 148L135 147L134 150L137 151V152L134 151V153H133V151H132L130 153V155H131V157L129 156L130 160L128 159L129 161L127 160L126 161L127 163H125L128 168L127 167H124L123 169H118L119 171L117 169H112L110 171V167L108 166V169L109 170L106 171L107 168L105 169L104 167H107L106 166L107 163H105V162H108L109 159H107V161L104 162L106 165L103 164L104 167L102 166L103 169H104L102 171H101V169L98 170V168L101 167V166H98L97 168H95L98 171H94L95 174L91 173V175H90V174H87V170L89 168L88 167L87 170H86V172H83L82 169H80L81 172L79 171V173H78L79 175H77L76 173L74 174L73 173L74 171L76 172V170H77V172H78L77 166L74 165V164H77V163H75V160L77 159L76 154H78V157H79V154L81 155V153H82V155H81L82 157H85V158L91 157L92 158L94 156H89L90 155V152L92 153L91 155H95L97 152H100L98 150H101L102 149V148L99 149L98 148L99 146ZM75 145L76 146L78 145L79 148L80 147L81 148L79 149L78 146L76 148ZM111 146H110V148H111ZM255 146H256V144H255ZM255 146H253V147H255ZM106 147H108V146H106ZM106 147H103V148L105 149ZM122 147H123V151H124L123 155H122V152H121ZM124 148L127 149V150H130V152L129 151H126ZM256 148H257V146H256ZM256 148H254V149H256ZM261 148H259V149L260 150L263 149V151H264V148H262V149ZM89 149L91 151H89ZM116 149H115V151H116ZM249 149L252 150V148H248V150ZM78 150H81V151H78ZM103 151H106V150H103ZM103 151L101 150V152H103ZM161 151H163V152L161 153ZM83 152H87V153L89 152V154L83 153ZM111 152H114V151L111 150ZM185 152H183V153H185ZM132 153L134 155H132ZM138 153H140L142 156H140V154H138ZM155 153L157 155H155ZM159 153H161V155H159ZM100 154L101 153H99V155ZM114 154H116V153H114ZM152 154H154L157 157H155ZM99 155L97 154L96 156H99ZM138 155L140 157H138ZM147 155L149 157H152L153 156L152 159L149 158ZM163 155H165V156L163 157ZM251 155H252L253 158L250 157ZM96 156L94 158H97L100 161L104 159V157H101L103 155L99 156V158L96 157ZM146 156H147V160H146L147 162L144 159ZM74 157H75V160H74ZM141 157L144 160H141L140 159ZM249 157L253 159L250 162L248 161V159L251 160ZM159 158H161V159H159ZM167 158H166V160H167ZM90 159L87 161L88 162V165H89ZM92 159H91L92 162H94L95 160H97V159H94V161H93ZM116 159L113 158V160H111V161L115 162L114 160H116ZM33 161H35V159H33L32 161L30 160V162L26 163L28 165H26L25 163H23V164H25L27 167H29V166H32L31 164L33 163ZM246 161L248 163H250V165L245 164V165H247V167L245 168L244 167L245 166L244 163H246ZM97 162H99V161H97ZM109 162H110V160H109ZM142 162H144V163L142 164ZM167 162L169 163V160H167ZM167 162H166V166H167ZM112 163H111V165H112ZM128 163H129V166H128ZM139 163H141V166H139ZM132 164L133 165L135 164V165L132 166ZM254 164H256V165H254ZM25 165L24 166L21 165L22 166V169L26 168ZM62 165H64V166H62ZM172 165L173 164H171L169 168L167 167V170H166V172L164 174H169L171 168L174 169V167H175V169H177L178 166L181 165V164H179L177 167L174 166L175 164L173 165L174 167ZM251 165L255 166L254 167V170H253V168H251L252 167ZM257 165L259 167H257ZM248 166H250L249 169H247ZM181 167L179 166V169H177V171H175V169L173 171L178 172V170L179 171L181 170ZM20 168L21 167H19L18 170ZM92 168L94 169V167H92ZM11 169H12V167H11ZM11 169H9V170H11ZM93 169L91 170V172L93 171ZM246 169H247V171H249L250 169H252L250 171L253 174L251 178H254V179H250L249 178L250 176L247 178V176H248L247 174L249 173V175H250V172L247 173ZM6 170L7 171L4 170L5 172H2V174L7 172V173H10L9 174V176H10L13 172H18V170H16L14 167L11 170L12 172L11 171L9 172L8 169H6ZM204 170L206 172H204ZM258 170H261V169L259 168ZM173 171L171 172V174L173 173ZM188 171H190V173ZM255 171L257 173V174H255L256 177L254 176ZM262 171L264 172V169L261 170L260 172H262ZM7 173H6V175L8 176ZM23 173L24 172L21 171V176L23 175ZM81 173H82V175L85 174V175H88V176L86 177L84 175L85 176L84 177V176L81 175ZM88 173H90V171ZM258 173L261 174V175H259ZM116 174H117V177L118 178H116ZM188 174H190L189 175L190 178L188 177ZM3 175H5V174H3ZM6 175H5V177L0 178V182L1 183H3L4 181H6L8 179L6 177ZM118 175L121 176V178ZM148 175L150 177H152L151 174H148ZM170 175H165V178H168L166 176H170ZM174 175L180 180V175L179 174H178L179 177H178V175L176 173H174L173 176ZM257 175H259V176H257ZM23 176H22L23 181L21 180L22 183L21 182L20 183L23 184V187L22 188H24V190H25V191L22 190L23 195L25 194V192L27 193V194L24 195V197H26V195H27L28 196L27 201L30 200L29 202H32V200L35 197L36 200L34 199L35 201H33V202H35L34 204L37 205V206H39V207H37L35 205L33 206V202H32L31 204H32L33 207L31 206L30 207L31 209H29V207H26V205L29 206L31 204L30 203L26 204L27 201H25L26 200L25 199L24 201L26 202L25 203L26 205L23 208L25 210H23V209H22V211L20 210V213L18 212L19 213L18 215H17V213H15L17 216L16 215H13L11 213L9 215H7V217H9L8 218L9 221H8V219H6V221L9 222V226L7 228L5 226L6 221H4L3 226L5 228L3 227V229H7L8 230V229H11L12 226H14V225L19 226L20 224L21 225H25L24 227H28V225L31 226L36 221H41L42 219L44 220V219H52L53 218V217H50V216H52V213H51L52 211L48 209V208L51 207L48 204V203L51 204L50 194L46 192L48 190H46V189H45L46 191L43 190V191H45L44 193L42 192L43 195L40 193L41 191L39 190L38 193L40 194V196L38 194V195H36V196L33 197L32 195H34L35 192H32V191H34L33 190L34 187H31V186H35V185H33V183H32L33 181L30 179L31 176L29 174H27V176H25V174H24ZM202 176H206V174H204ZM262 176H263V178H262ZM27 177H30L29 178L30 180ZM4 178H6V180H4ZM171 178H169V179H171ZM1 179H2V181H1ZM149 179H151V178H149ZM182 179L180 181L181 184H182V182L185 181V180L182 181ZM248 179H250V180H248ZM260 179H261V181H260ZM153 180H155L154 176L152 177L151 180H149V182H152ZM189 180H192L194 183L193 182L191 183V181H189ZM204 180H205V182H204ZM80 182H78V183H80ZM124 182L122 184H123V186H126V184ZM70 183H71V185H73L74 182L72 183V181H71ZM176 183H177V181H176ZM178 184L180 185V183H178ZM185 184H182V185L184 186ZM85 185H86V187H85ZM121 185L117 186V189H114V188H110V189L119 190V191L121 190V193H123L122 190L124 191V189H125V191L123 193V196H124L125 195V192H126V196L124 197L125 201L123 202V205H124L127 202L126 201L127 194H130V193H127V190L130 191L131 185H130V188H129V185L126 187L128 189H126L125 187H123V189H122V186ZM196 185H194V187L192 189V190H194L193 191L194 193H195V190H196V189H194ZM199 185H201V186H199ZM20 186H22V185H20ZM178 186H176V187L178 188ZM120 187H121V189H118ZM184 187H186V186H184ZM95 188H96V190H95ZM180 188H183V187H180ZM98 189H100V188H98ZM110 189H108V192L105 191L106 189H102V188L100 189V190H103V195L105 197L104 196H102V197L105 198L106 200L103 199V198L100 199L99 194L102 195V192L99 193V191L97 190L98 191V193L96 194L97 197L94 196V198H93L91 196V199H94L96 201H94V200L90 201L91 203H90V205L88 204V206L91 208V206L93 205V203H92L93 201L96 202L93 206L96 205V208L98 207V209H99V206H102V207L105 206L104 208H109L110 207L111 208L110 211H112L113 210L112 208H114L113 205L115 203L116 204L118 203V206H119L121 204L119 201L120 200H123V197H122V199L120 198V196H119L120 195L119 194L120 192L119 191H116L115 192L114 190H112L113 191V193H112V191ZM79 190H81V191L79 192ZM90 190L91 191L93 190L92 192H94V193L90 192ZM170 190L169 191L167 190V193L166 194H168L170 192ZM174 190L176 191L177 189L174 188ZM189 190H191V189H189ZM198 190H196V191H198ZM49 192H50V190H49ZM105 192H107L106 193L107 195H105ZM171 192H174V191L172 190ZM171 192H170V195H172ZM108 193H112L111 196L112 195L114 196V193H115V196H116V193H117L118 194L117 197L119 196L120 199L118 200V199H116V197L114 198L112 196L113 197L112 198L110 196L113 200H115V202H113V200L108 197L110 195V194L108 195ZM189 193H191V191H189ZM253 195L254 196L257 195L256 198L259 201L258 200H255L254 201ZM29 196H31V197H29ZM121 196H122V194H121ZM166 196L169 197V195H166ZM40 197H42V198H40ZM29 198H31V199L33 198V199L31 200ZM169 198H171V196ZM173 198H175V197H173ZM177 198H179V197H176V200H178ZM100 200H101V202H98L97 203V201H100ZM107 200H109V201L112 200V201L109 202ZM116 200H118V202ZM172 201L174 202V200H172ZM81 202H80L81 205H85L87 203L86 201L84 202L85 204L84 203L82 204ZM102 202H106V203L104 204ZM112 202H113V205L110 204ZM161 202L163 203L165 201H161ZM173 202H172V204H173ZM175 202H178V201H175ZM97 204L99 206H97ZM102 204H104V206ZM106 204H107V206H106ZM129 204H127V205H129ZM179 204L180 203H177L176 204V205H178L177 208L179 207ZM256 204L258 206L256 207L257 208V213L255 214V210H256L255 205ZM127 205H124V206H126L125 207V210L126 211H128L129 209L132 208V207H130L131 206V204H130L129 208L127 209V207H128ZM161 205H160V207H158V209H160V210H162L163 207H167L165 210L164 209L162 210L163 213L168 212V211H172L170 209H173V208L170 207V206H172L171 204L169 206H166L165 203L164 204H161ZM184 205H181V206H184ZM85 206L87 208V204ZM115 206H117V205H115ZM174 206H175V204H174ZM253 207L255 209H253ZM115 208L116 209H119V207H115ZM101 209H99V210H101ZM167 209H168V211H167ZM105 210L106 209H104V211ZM132 211L131 210L129 211V213H128L127 217H126V220L128 219V216H129V218L130 217H133V219L130 218V219H128V221H131V219L133 221H135L134 219H135L136 215H134V214H136V213L133 211L134 212V214H133ZM101 212H103V211L101 210ZM130 212H131L132 216H131ZM103 213L104 214H107L106 211L103 212ZM158 213H159V211H158ZM163 213L161 212V216L163 215ZM183 213H184V215L186 214L184 211H183ZM183 213H182V215H183ZM192 213H190V214H192ZM257 214H258V216H257ZM53 215H54V213H53ZM192 215H191V217H188L189 216V213H188L187 214V217L190 218V219L187 220V221L185 220V222L181 219L182 220V223H186V222L192 221L191 220ZM15 216H16V218H15ZM242 216H244V218L246 216H249L247 218V221H249V222L246 221V223H245V221L243 220ZM260 216H263V214L260 215ZM44 217H46V218H44ZM212 217L214 219H212ZM179 218H178V220H179ZM184 218H186V217H183V219ZM202 218H204V219H208V218L209 219H212L209 222V224H211V223L212 224L210 226H207V225L205 226L204 225L205 224L204 223L205 221H204V219L202 220ZM240 218H242V220L244 221V223L241 222L237 226L236 224L240 220ZM249 218L251 220H248ZM209 219H208V221H209ZM215 219H217V220L215 221ZM126 220H124V223H125ZM255 220H257L256 223H255L256 226L252 222V221L255 222ZM19 221L20 222L22 221V222L20 223ZM133 221H131V222H133ZM175 221H176V218L173 219V220H171V222L168 221V223L172 227V226H174ZM200 221H202V222H200ZM12 222H14V223L19 222L20 224L18 223V225H17V224H14L13 223V225H12ZM131 222L130 223H127V221H126L125 225L126 224H131V225L134 224V222L133 223H131ZM197 222L198 223L200 222V223H203V224L199 225L200 223L197 224ZM250 222H251V224H250ZM2 223H0L1 226H2ZM168 223L167 224H166V222L164 223L165 225H167L165 227H168ZM248 224H250V225H248ZM6 225H8V224H6ZM21 225H20V227H21ZM178 225L176 224L175 226H178ZM202 225H204L205 227H208V228H206L207 230L208 229L210 230V228H211L210 231H212V229L215 228V231H214L215 233L213 234L212 233L213 231H212L211 232L212 235L210 234L209 237H207L208 234H209V232H208V234H207L206 237L209 238V239L205 238V235H206L207 231L205 230V227L204 226L203 227H204V230L206 232L202 228H201V231H198V232H201V233L195 232L196 230H200L199 228L202 227ZM245 225H248V226H245ZM251 225L252 226H255V227H251ZM1 226H0V233L3 231V229L1 230V228H2ZM170 226L168 227L169 228V231H171L175 227V226L172 227L171 230H170ZM161 227H163V226L161 225ZM192 227L196 229L194 232H193L194 229ZM124 228L126 230L130 229L129 227H128V229H127V227H124ZM202 230L205 232V233H203L205 235L199 236L200 234H202ZM174 231L175 230H172L171 231L172 234H174ZM180 231H178V232H180ZM184 231H183V233H184ZM175 232L177 233V230ZM181 233H177V234H174V235H176V236L177 235H180V237H181ZM183 233H182V235H183ZM186 233H184V235ZM2 234L3 233H1L0 236H3ZM174 235H173V238L172 239H175L176 238V237L174 238ZM166 236H168V234H166ZM180 237L179 238H176V239L179 240ZM218 238H220L221 240L218 239ZM178 240H176V241H178ZM181 240L184 241L183 238H181ZM181 240H180V242H181ZM217 240L219 241L218 243H216ZM200 242H201V244H200ZM174 243L176 244L177 242H174ZM210 243H211V241L209 242V245H211V248L209 246L208 249L209 248L212 249L211 253L214 254L215 249H217L216 248V245L214 247L213 242L211 244ZM170 244L172 246H176V245H173V242L170 243ZM178 244L179 243H177V246H178ZM181 246H178V248L181 247ZM206 246L207 245H205V247H204L205 249H206ZM224 247L226 249H224V248L223 249H220V247H219L217 249L219 251L218 253L221 254V251L223 252L224 250H227V247L226 246H224ZM231 247H229V249H228L229 251H227V252H229V253L231 252V250H232ZM182 248H184V247H182ZM191 248H193V247H191ZM179 251H182L183 252L184 250H179ZM192 251L190 249L187 252L188 253L190 252L192 254L193 253ZM208 252H206V254ZM181 253L179 252V255ZM206 254L203 253L202 256H204ZM213 254H211V255H213ZM182 255H185V252H183ZM187 255H190V254H187ZM221 255L225 256V253L223 252ZM221 255L217 254L215 257H212V258H210L211 257L210 255H208L207 257L204 256V258H207V259H208V257L210 258V259L206 260V262L204 264H206V263H208V264H217L218 263L219 264V260H221L220 258L223 257V256L221 257ZM17 256L15 258H17ZM185 256H183L184 258H179L178 257L179 259H177V260L178 261L181 260V262H182L187 257V256L186 257ZM13 257H14V254H13ZM19 257H20V255H19ZM15 258L12 259V262H15V263H17V261H18V263L21 262V261L19 262V260H21V257L20 258H17V259H15ZM204 258L202 259V261L203 260L205 261ZM187 259H189V261H190L189 256L186 258V260ZM15 260H17V261H15ZM174 260H176V259H174ZM174 260H170L169 262L170 263L172 262V264H174L173 263ZM177 260L174 261V262H177V264L178 263L181 264V262H178ZM209 260H210V262H209ZM8 263L11 264V262H8ZM166 264H168V262H166ZM198 264H202V262L201 263L198 262Z\"/></svg>",
    "mask_w": 264,
    "mask_h": 264
}]
</instances>
